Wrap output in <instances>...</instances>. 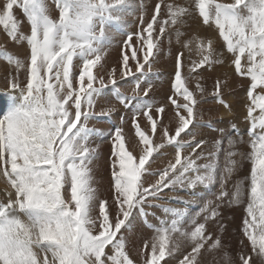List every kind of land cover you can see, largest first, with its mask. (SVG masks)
I'll list each match as a JSON object with an SVG mask.
<instances>
[{
	"label": "snow or ice",
	"instance_id": "obj_1",
	"mask_svg": "<svg viewBox=\"0 0 264 264\" xmlns=\"http://www.w3.org/2000/svg\"><path fill=\"white\" fill-rule=\"evenodd\" d=\"M129 18L139 21V31H126ZM192 24L216 35L193 31ZM0 26L11 42L26 45L21 57L0 44V60L13 70L0 93V176L7 184L0 264H264V0H156L150 10L144 0H0ZM113 28L126 35L125 45L135 36L138 47L134 64L124 54L105 70ZM173 34L180 46L174 57ZM165 55L173 59L170 94L159 102L149 77L159 74L152 65ZM226 59L245 91L248 139L233 125V135L213 129L218 138L198 140L194 129L213 128L202 105L232 111L225 99L232 76L213 75ZM104 96L115 102L97 111ZM117 105L132 112L135 137L126 138L123 116L107 134L110 205L96 186L95 138L105 134L91 122L110 119ZM167 146L174 158L154 169ZM245 161L249 174L229 188ZM198 187L209 193L199 211L165 209L171 219L152 226L151 241L134 258L125 236L134 214L147 217L146 206L162 207L154 201L166 198L165 189L197 196ZM225 202L244 207L235 254L222 239Z\"/></svg>",
	"mask_w": 264,
	"mask_h": 264
},
{
	"label": "bare ground",
	"instance_id": "obj_2",
	"mask_svg": "<svg viewBox=\"0 0 264 264\" xmlns=\"http://www.w3.org/2000/svg\"><path fill=\"white\" fill-rule=\"evenodd\" d=\"M144 2L146 5L149 6V10H150L151 6L154 5L156 0H144ZM49 3L51 4V0H49ZM17 15L18 17H22V14L19 11H17ZM129 24L130 26L126 29V31H130L133 33L139 31V21L132 22L131 18H129ZM22 30L25 32L28 31V25L26 22L22 25ZM191 30L198 31L202 35H212V36L216 35V33H214L211 29L205 26H202L200 24H192ZM111 31L113 32L114 39H113L111 47L109 48L108 55L105 58L106 59L105 70H109L112 66L118 65V62L120 61L122 55L124 54H127L129 56L130 65L134 64V61L131 60V53L136 47H138L135 36L133 37V40L130 45H125L124 41L127 39L126 35L124 33L116 32L115 28L111 29ZM0 44L5 45L6 48L12 53L21 54V57H23V54L26 52L25 44H19L18 46L9 40V38L7 37L6 33L3 30V26H0ZM164 47H165V51L167 52L169 48L167 40H165ZM217 47H219V45H217ZM179 48L180 46L175 43V36L173 34L172 44H171V52H172L173 57L175 56ZM22 50H25V51H22ZM141 55L142 54L138 53V57H140ZM187 56H188V53L185 50V58ZM192 58L196 59L197 57L193 56ZM152 67H153L154 73L158 70L159 74H153L149 77V79H151V81L155 85V90L150 95L156 101L163 102L165 101L166 96L170 94V91H169L170 76H171L172 67H173V59L166 55L161 56L156 60V62L153 63ZM12 71L13 70L6 64L5 61L0 60V93L4 92L8 88L9 81L11 79L10 73H12ZM223 73H228L229 76H232V79L229 81V85L232 88V92L229 96L231 99L234 100V105L236 107L231 106L232 111L229 112L226 109H224L222 106L213 104L211 101L207 104L202 105L204 119L207 120L209 119V116H211L213 119V128H208L207 126H201L198 129H194L193 131L196 133V138L198 140L206 139V140L211 141L212 139L218 138L220 133L213 129H224V126L229 127L231 125H239L243 129L248 128V123L245 121V115H246V110L244 107L245 91H244V88L240 86L239 81L235 78V76H233V70L228 67L227 59L225 60V64L223 66H216L215 73H213V75L214 76L222 75ZM20 79L21 80L24 79L23 73H21ZM211 83L212 81L209 80L208 81L209 90H210ZM131 85H132V81L131 79H129L128 85L125 86V90L130 92ZM114 102L115 101L111 96H104L97 103L96 110L99 111L101 108L105 107L106 103H114ZM117 107H118V112L114 114L110 119L106 118L99 122L97 121L91 122L92 125H95L96 127L100 128L105 134L104 138H100V137L95 138V144L99 145V158L96 161V181H97L96 186L99 189V194H100L101 199H108L110 205H111V193H110L111 185H110L109 157L111 155V144H110L107 134L110 131H114V128L116 126H121L120 117L123 116L124 123L122 126L125 130L126 138L135 137L134 129L131 126L132 112L130 110L123 109V107L120 105H117ZM232 112H234L235 116H232L231 118L230 117L223 118V119L220 118L221 116L223 117L225 113L226 114L229 113L230 115H232ZM139 122L141 126L145 128L146 131L150 130V126L146 125V118L140 117ZM165 122L167 123V119L165 120ZM153 139H154V142L156 143L160 142L159 126H158L157 135ZM185 139H189V137H185ZM137 144H138V141H137ZM225 144H226V139H225ZM162 151L165 154L159 156L156 159V162L153 164L154 169L165 167L168 161L174 158V149L172 147L167 146ZM185 151L187 152L188 150H185ZM148 179L153 180L155 179V177H149ZM1 187H2L1 189L2 195L4 196L5 195L4 190L6 187L4 185H1ZM202 188L201 189L198 188L200 190L197 191V194H198L197 196H193L191 192H187V191L173 192V191L166 189L163 193V196L166 198L161 199L162 200L161 203H157L158 205H162V207H157L155 213H153L151 216L148 215L149 217L148 216L144 217L139 212L135 213L134 218L132 220L131 228L129 231L125 233V236L128 240V248L129 249L131 247L140 248L141 246L144 245L143 243L138 242V240L131 241L139 236L141 237L144 243L145 241H149V242L151 241L152 236L154 235L152 226H159L163 220L171 219L170 215L165 214V209L167 208L186 209L189 213H193V211L196 209H193V206L195 205V203L192 202V199H196V202L198 200V202H200L201 204V199L207 198L209 195L208 191H206V189L202 190ZM218 188L219 187H214L212 191H216V189ZM178 192L183 195L184 198L182 199V201H184V203L186 204V207L175 206L171 204V202L175 199L174 195ZM3 196L1 197L3 198ZM169 197L172 199H168ZM152 209L153 208H148L147 206L145 207V211L148 213H151ZM145 219L148 221V224L142 227V223L144 222ZM237 224H239V222L225 223V225L227 226L229 225L235 226ZM135 228H139L138 230H136L137 234L130 237L132 235L131 231H133ZM230 231L232 230L225 231L223 233L222 239L224 237L226 238V241L224 243L226 244V246L228 245L230 249L232 248L231 246H233L238 250L239 244L237 241L234 240V237L230 234ZM129 237H130V241H129ZM237 238L238 237L236 235V239ZM235 252L236 251L234 250V253ZM170 264H174V262H170Z\"/></svg>",
	"mask_w": 264,
	"mask_h": 264
},
{
	"label": "rangeland",
	"instance_id": "obj_3",
	"mask_svg": "<svg viewBox=\"0 0 264 264\" xmlns=\"http://www.w3.org/2000/svg\"><path fill=\"white\" fill-rule=\"evenodd\" d=\"M226 1H228V2H230V0H226ZM213 31V30H212ZM205 33H206V31H205ZM16 45H18V44H16ZM22 52V51H21ZM7 81V80H6ZM225 99L228 101V102H230V104H231V106H233V107H236L235 105H234V100L233 99H231L230 98V96L229 95H227V96H225ZM231 100V101H230ZM232 116H235V114H234V112H232V115H230L229 113L228 114H224V116L222 117H220L221 119H223V118H227V117H232ZM232 126L233 125H231V126H229V127H225L224 126V130L228 133V135H233V133L231 132V128H232ZM201 126H199L198 128H200ZM235 127L238 129V131L240 132V134L241 135H243L244 136V139L245 140H247L248 139V137H247V135H246V129H243L242 127H240L239 125H235ZM197 128V129H198ZM229 128V129H228ZM242 130H241V129ZM213 140V139H212ZM238 148H239V150L241 151V152H247L249 149H248V146H247V144H242V145H238ZM249 172H250V164L247 162V161H245L244 163H243V166L240 168V169H238V171L236 172V173H234L233 174V176L231 177V179L229 180V182H228V186H229V188H231V186H232V184L236 181V180H238V179H243L245 176H247L248 174H249ZM1 185H4L5 187H7V184H6V181L4 180V178L2 177V176H0V195L1 196H3L2 195V191H1V189H2V187H1ZM215 187H219V184H217ZM198 188H202V187H198ZM196 189L195 191L197 192L198 190H200V189ZM10 190V189H9ZM166 190V189H165ZM202 190H204V188H202ZM207 191V190H206ZM0 196V200H5L6 199V197H5V195L3 196V198ZM175 199L171 202V204L172 205H175V206H183V207H186V204L184 203V202H181L182 201V199L184 198L183 197V195L181 194V193H176L175 195ZM162 202V200H158V201H154V203H161ZM192 202L193 203H195V205L193 206V209H196V210H194L193 211V213H195V212H197V211H199V207H200V202H198V200H197V202H196V199H192ZM156 209H157V207H154L153 209H152V211H151V215L153 214V213H155L156 212ZM228 209V210H227ZM235 209H237V210H235ZM219 211H220V214H221V216H220V223H222V224H224L225 225V223H233V222H239V224H237V225H235V226H227V225H225L226 226V229H225V231H228V230H232V231H230V234L234 237V240L235 241H237L238 242V244H239V237L241 236V233H240V226H241V221H242V219H243V217H244V207L243 206H227V203L225 202L222 206H221V208L219 209ZM150 215V216H151ZM149 217V216H148ZM148 224V221L145 219L144 220V222L142 223V227L144 226V225H147ZM213 227H215L214 225H213ZM139 228H135L133 231H131L132 232V235L130 236V237H132L133 235H135V234H137V231L136 230H138ZM235 230V231H234ZM224 231V232H225ZM233 231H234V233H233ZM236 235H237V237L239 238H237L236 239ZM130 237H129V241H130ZM135 240H138V242H141V243H143L144 244V242H143V240L141 239V237L139 236V237H137V238H135V239H133V240H131V241H135ZM223 241L225 242L226 241V238L224 237L223 238ZM144 246V245H143ZM143 246H141L140 248H142ZM228 246V245H227ZM232 248V250H233V254H235L234 253V250L235 251H239V246H238V250L235 248V247H233V246H231ZM140 248H134V247H131L130 249H129V251H130V254L134 257V258H136L135 257V253H136V250H138V249H140Z\"/></svg>",
	"mask_w": 264,
	"mask_h": 264
},
{
	"label": "crops",
	"instance_id": "obj_4",
	"mask_svg": "<svg viewBox=\"0 0 264 264\" xmlns=\"http://www.w3.org/2000/svg\"><path fill=\"white\" fill-rule=\"evenodd\" d=\"M18 46H19V44H18ZM22 51H25V50H22Z\"/></svg>",
	"mask_w": 264,
	"mask_h": 264
}]
</instances>
